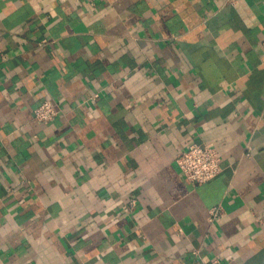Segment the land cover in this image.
Masks as SVG:
<instances>
[{
  "label": "crops",
  "instance_id": "0c3cea01",
  "mask_svg": "<svg viewBox=\"0 0 264 264\" xmlns=\"http://www.w3.org/2000/svg\"><path fill=\"white\" fill-rule=\"evenodd\" d=\"M0 264H264V0H0Z\"/></svg>",
  "mask_w": 264,
  "mask_h": 264
},
{
  "label": "built area",
  "instance_id": "2783aa9c",
  "mask_svg": "<svg viewBox=\"0 0 264 264\" xmlns=\"http://www.w3.org/2000/svg\"><path fill=\"white\" fill-rule=\"evenodd\" d=\"M46 40H43L42 43ZM98 96L91 95L92 99ZM59 109L52 100H43L34 110V117L41 123H49L58 114ZM175 163L179 171L189 182L204 183L220 174L222 171L221 158L214 147L201 142L190 144L185 150L175 157ZM221 207H213L210 210V220L220 216Z\"/></svg>",
  "mask_w": 264,
  "mask_h": 264
}]
</instances>
